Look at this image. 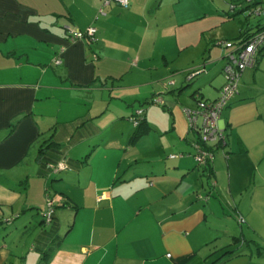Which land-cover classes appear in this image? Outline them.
<instances>
[{"label": "crops", "instance_id": "obj_1", "mask_svg": "<svg viewBox=\"0 0 264 264\" xmlns=\"http://www.w3.org/2000/svg\"><path fill=\"white\" fill-rule=\"evenodd\" d=\"M128 2L0 0V264H264V52L220 116L226 143L210 170L183 112L218 97L226 60L205 57L207 34L249 11L246 0L218 22L207 0ZM260 18L239 20L223 48ZM88 28L93 42H70ZM139 110L141 133L110 134ZM160 114L174 115L170 126ZM49 138L69 169L43 176ZM81 144L89 153L68 156Z\"/></svg>", "mask_w": 264, "mask_h": 264}, {"label": "built area", "instance_id": "obj_2", "mask_svg": "<svg viewBox=\"0 0 264 264\" xmlns=\"http://www.w3.org/2000/svg\"><path fill=\"white\" fill-rule=\"evenodd\" d=\"M103 5H107L111 2L118 4L123 8L129 6L128 0H102ZM251 5L250 14L264 19V0H247ZM95 28H88L86 31L81 32L78 30H71L70 42L73 43L77 40L88 39L93 42L95 40ZM225 46H230V43H223ZM264 49V25L253 34L252 37L248 38L247 41L236 43L233 45V50L229 52L225 58L226 63L222 69V75L224 78V83L219 90L218 97L215 100L208 101L203 100L197 102V108L194 110L184 109V113L189 121V129L192 132H198L201 136V141L203 143H216L222 137V132L218 127V121L222 112L226 109L229 102L238 94L239 81L248 68H253L256 66V61L258 54ZM61 58L56 57L54 64H61ZM198 74V72L193 73V75ZM155 104H163L161 98H155L153 100ZM142 110L136 112V116H140ZM199 118H201V123H198ZM131 122L137 125L135 118L130 119ZM195 149V161L197 165L205 164V160H211L212 154L203 149L198 143L194 144ZM54 173L62 172L67 170V164L65 161H60L57 165H48V167ZM47 210L43 214L45 222L47 224L52 222L53 212H54V202L47 196ZM242 222V218L239 219ZM170 255H168L169 257Z\"/></svg>", "mask_w": 264, "mask_h": 264}, {"label": "rangeland", "instance_id": "obj_3", "mask_svg": "<svg viewBox=\"0 0 264 264\" xmlns=\"http://www.w3.org/2000/svg\"><path fill=\"white\" fill-rule=\"evenodd\" d=\"M208 4L211 6V7H217L218 11L217 13H215V17H213V19H217V22H218V19H220L221 17L220 16H223L224 17V14H220V12L223 10H225L224 12L228 13L229 12V7H228V4H229V1L230 0H207ZM245 16H247V18H249V22L250 24H255L257 22V20H260L261 18L258 17V16H254L252 14H250V10L249 11H245V12H242L240 13L236 19L234 18L231 19L230 21H225L223 22L221 25H223L222 27H219V28H213L212 30L209 31V33L207 34V38H208V41H209V52L211 50H214V55L212 57H210L208 55V51H206L205 53V57L208 59L210 58L209 60L212 61L214 60V58H220L223 53L224 55L226 56L228 54V48L227 49H224L223 47H226L225 45H223L222 47L221 46H218L220 43H222L225 39H229V37H226L224 36L225 34H238V24H240L239 20L240 21H245V19H247ZM226 37V38H224ZM234 38V37H233ZM226 60V58H225ZM227 61V60H226ZM222 78H223V75H222ZM223 83H224V78H223ZM223 85V84H222ZM185 97L181 96V98L179 100H183ZM152 105H155V104H152ZM161 107L160 105H158V108ZM176 107L178 109H180L179 111H181V107L180 105H176ZM197 108V104L195 106V108H186L188 110H194ZM183 110V109H182ZM177 111V110H176ZM184 112V110H183ZM177 114H178V111H177ZM185 115V113H184ZM176 116V114H175ZM186 116V115H185ZM159 118L161 119L160 122L161 124H168L169 126L171 125V123L173 122L174 120V115H169L166 116V115H162L160 114ZM186 119H187V122H188V125H189V121H188V118L186 116ZM156 121L158 119H155ZM201 118H199L198 122L201 123ZM102 128H106L107 126L105 124H102ZM135 123L131 122L130 120H125L124 122H121V123H118L115 127H113V129L110 130H105L104 132L108 133L109 131L111 132L110 134L111 135H119L121 134L122 132H124L125 134H130L132 132V127H135ZM190 127V125H189ZM111 144V143H110ZM110 146V145H108ZM113 146V145H111ZM85 149V152L89 153L90 150H88L86 144H81V145H77L75 147H73L71 150H69V155L68 156H72L75 157L76 155H79V150L81 149ZM109 148V147H107ZM81 152V151H80ZM85 153V154H87ZM71 154V155H70ZM90 171L91 169H87V168H84L82 170V176L83 178L86 180L88 177H89V174H90ZM231 210V209H229ZM229 213H232L231 211ZM34 253H31L32 255V259H35L38 257L37 254H34Z\"/></svg>", "mask_w": 264, "mask_h": 264}, {"label": "trees", "instance_id": "obj_4", "mask_svg": "<svg viewBox=\"0 0 264 264\" xmlns=\"http://www.w3.org/2000/svg\"><path fill=\"white\" fill-rule=\"evenodd\" d=\"M246 5H248L249 8H251V5L247 2L246 0ZM250 10V9H249ZM237 13V10H236V6L235 8H233L232 10H229V12L227 13V18H232L236 15ZM254 33L252 34H249L248 31H243L240 36L237 38L238 40L242 41V42H245L247 41L248 38L252 37ZM230 43L232 41H223L222 43L219 44V46H223V43ZM264 52V49L260 52V54H258V57H257V61H258V58L259 56ZM256 61V62H257ZM257 64V63H256ZM224 67V66H223ZM223 69V68H222ZM202 71H204V67L202 68H199V69H195L194 71H192L189 76L191 75V77L197 75H193V73H196L198 72L201 73ZM197 102L199 101H203L204 99H201L200 97H197ZM153 100L152 99L150 101V103H153ZM155 104V103H154ZM144 112L142 111V114L140 116H136V114L132 115L129 117V120L131 118H135L136 121H137V125H136V128L137 130L135 131V135L138 134V133H141V130L143 129V126H144V123H145V119H144ZM195 135H196V140H195V143H198L203 149H207V151H209L211 154H212V159L214 157V153L219 150L220 148H223L225 146V136L223 135L222 133V137L219 141H217L216 143H203V141H201V136L198 132H194ZM194 143V144H195ZM66 149L64 147H62L61 149V145L56 143L52 138H49L45 141H43L41 144H40V147H39V150H38V154H37V161L39 162V165L41 167V175L43 176H48L50 174H59L61 172H58V173H54L53 171H51L48 167V165H57L60 161H65L66 164H67V168L69 169V164L68 162L65 160V157L64 155L66 154ZM196 153L194 154V157H195ZM211 160H205V164L203 165H198V167H202L204 169H208L210 170L209 168V165L211 163ZM82 163H84V161H82ZM67 169V170H68ZM66 171V170H65ZM63 172V171H62ZM50 197V196H49ZM51 198V197H50ZM52 199V198H51ZM54 202V201H53ZM54 211H55V203H54ZM46 212V211H45ZM44 212V213H45ZM43 213V214H44ZM53 217H54V212H53ZM53 220V219H52ZM43 221L45 222V218L43 217ZM46 223V222H45ZM230 253H233V252H230ZM229 254V253H226V255ZM225 255V254H224Z\"/></svg>", "mask_w": 264, "mask_h": 264}]
</instances>
